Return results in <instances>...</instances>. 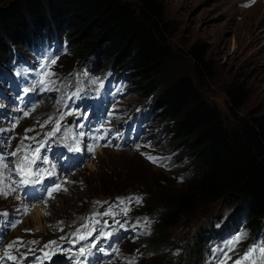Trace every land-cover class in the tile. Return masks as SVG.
Wrapping results in <instances>:
<instances>
[{
	"label": "rangeland",
	"instance_id": "374dc122",
	"mask_svg": "<svg viewBox=\"0 0 264 264\" xmlns=\"http://www.w3.org/2000/svg\"><path fill=\"white\" fill-rule=\"evenodd\" d=\"M11 1L14 0H6V3ZM126 1L135 3L138 0ZM160 1L166 9L165 36L174 51L173 58L162 72V83L167 84L181 76L195 77V62L190 50L197 43L205 44L209 48L207 58L213 68L211 73H205L200 79L195 78L204 99L221 110L228 125L237 118H247L256 112H264V0ZM2 5L4 3L0 4ZM106 53L105 51L102 56H96L100 59L98 62H91L90 57L95 54L85 60L83 57H77L71 42L46 40L42 36L34 40L31 45L22 47V50L18 49L11 63L3 67L0 72V84L4 85L11 81L15 93L13 97H10L3 91L4 88L0 87L2 94L0 96L6 98V102L8 101L3 105L4 108L0 109V117L2 116L0 129H11V131L0 132V153L5 154L7 160L18 161L26 154L31 156L32 151L20 152L16 157L8 154L18 147L34 151L38 143L43 142V146L39 148L41 159L35 164L42 161L41 164L46 167L49 160H52L57 172L59 167L66 170L65 175L58 172L61 181L57 183L53 181L55 171L52 170L53 178L48 183L50 188L59 183L62 187L72 188L74 183L66 182L75 181L79 174L78 182L72 189L67 188L68 191L63 192L65 194L58 196L55 201H50L49 197H46L48 200L40 204L44 209L41 225L33 220L35 206L39 205L33 202L34 193L29 187L25 186L21 189L15 183L20 179L15 173H12L11 180H4V183L17 188V191L6 198L0 196V213L7 212L9 215L6 220L19 219L20 223L12 228L8 226L5 219L0 218V256H3L6 250L16 254L15 249L7 248L13 241H23V244H17L20 253L17 261L5 260L3 264H64V261L69 260H73L72 264H127V261L133 257L136 259V264H220L217 259L220 256L216 257L215 246L209 250L206 249L200 259L193 258L191 239L198 227L219 225L228 216L231 217L235 209L231 203L219 200L215 203L199 205L192 213L184 214L182 221L170 229L171 243L164 244L155 250L148 240L158 235L159 222L146 214L150 212L145 211L147 209H144V204L141 206V203H135L136 205L128 203V200L132 198L130 193L135 191L118 193L115 191V194H110L111 191L133 184L143 201L149 199L153 183H166L173 187L186 183V180L181 179L172 160L165 159L166 166H160L150 162L146 157L147 154L144 155L154 151L155 157L165 158L163 149L168 150L165 146L170 138L169 133L166 132L167 124L162 126L164 121L159 116L160 109L152 105L153 97L144 94L145 90L141 89V83L136 80L137 76L134 74L133 67L124 63L127 57L118 61V69L109 70L105 60L111 59L114 54L107 57ZM49 59H55L56 62L45 70L53 75L47 78L49 83L42 85V93L36 87V82L43 78L40 75V65ZM19 70L21 74L17 75ZM28 80L31 83L35 82L31 86H35L36 90L28 91V94L36 99V104L32 97L28 100L29 96L24 95L25 88L17 91L18 86L22 82L26 85ZM103 81H106L107 86L103 85ZM236 86L241 87L248 97L241 109L231 111L228 89ZM90 88L94 90V93L93 90H89ZM87 90L93 94L87 96ZM100 91L101 98L98 100ZM74 93L76 95H73ZM39 98L42 100L38 101ZM41 101H44L43 104ZM82 105L89 106V109L87 111L84 108L81 109ZM82 110L84 115L81 118L78 112ZM25 112L28 115H24ZM68 112L73 114L65 115L61 120V114ZM73 115H76L80 121L85 118L79 131H87V118L93 125L102 119L95 136L90 140L89 134L97 128L92 126L88 132L84 133L79 143V149L84 147L88 150L87 153L81 150L82 153L69 150L63 152L52 148L50 151H54V155L58 152V157L55 159L48 157L49 154L44 149L48 138L47 133L52 132L57 126L59 131L51 137L57 141H66L67 136L70 147H77L71 141L72 139L74 141V136H80V133L75 135L69 133L74 131L73 127L70 129L69 127L78 122ZM71 116L74 120L68 124L67 120ZM49 118H51L50 122ZM81 125L82 123H79V126ZM144 125L145 128L150 129L149 134L143 137L142 141L132 143L133 136L138 138L139 129ZM65 128L69 129L68 133ZM27 129L31 131H26ZM111 135L114 137L111 138ZM33 137L35 139H31ZM104 138H108V141ZM75 143H78V140ZM99 144L103 147L101 152H99ZM150 147L152 149H149ZM182 151L184 155L188 153L185 148ZM62 153L66 154L63 160H67L69 156L72 157L73 163L86 157L81 162H77L74 168L71 161L62 160ZM96 154H99L97 158H95ZM43 158H46L48 163H44ZM6 163L12 164L8 161ZM125 165L130 166L131 175L127 178L121 175L117 178L119 181L111 178L114 174H124L127 169L121 170L120 166ZM34 171L39 169L36 168ZM7 176L8 172L4 171V177ZM43 195L48 193L43 190ZM56 195V192L53 193V197ZM17 196L20 199H16ZM115 197V204L111 206L112 198ZM95 199L109 201L110 204L105 210L113 215H104L103 206L95 205ZM25 200L27 201L26 213L25 205L22 203ZM21 209L24 211L19 217H12L9 213L10 210L13 215L19 214ZM124 209H128L126 215L123 212ZM89 215L94 222L90 228L97 231L91 238L80 239L84 228L87 227L84 224H90ZM119 215L126 216V224L121 228H113L114 225L107 228L106 220L112 224ZM145 218L151 221L147 229ZM74 220H77V224H72ZM98 226L99 229H97ZM145 231L149 234H143ZM100 232H110L111 235L99 237ZM121 232H126L128 238L126 235L121 236ZM236 236L230 237L223 246L234 240ZM31 241L37 243H30ZM51 241H56V244L45 248V245H49ZM255 244L256 238L253 237V233H247L246 238L242 239L233 251L228 252V256H231V264ZM82 247L88 250L85 256L79 255ZM101 248L103 251L98 250ZM157 252L159 255L172 252V255L156 258ZM45 253L51 255L50 260L44 259ZM67 264L70 263L67 262Z\"/></svg>",
	"mask_w": 264,
	"mask_h": 264
},
{
	"label": "trees",
	"instance_id": "16d2710c",
	"mask_svg": "<svg viewBox=\"0 0 264 264\" xmlns=\"http://www.w3.org/2000/svg\"><path fill=\"white\" fill-rule=\"evenodd\" d=\"M2 3L1 61L11 56L12 45L20 47L32 35L41 34L59 39L67 36L77 57L85 60L105 51L107 57L114 54L105 60L107 67L116 68L118 61L127 57L124 63L133 67L141 89L153 96V104L167 124L168 147L187 149L182 163L189 166L191 177L173 187L153 183L144 206L159 221L158 235L148 240L155 250L171 243L170 229L184 214L219 200L232 204L234 217L238 212L246 213L254 232L264 227V112L237 118L228 125L221 110L204 99L195 78L211 73L213 68L205 44L197 43L190 50L195 77L181 76L162 83V72L174 51L165 36L166 9L160 0H0ZM228 96L231 111L241 109L248 97L239 86L228 89ZM120 168L127 171L111 178L131 175L130 166ZM123 191L137 190L128 184L110 194ZM215 232L212 225L196 229L191 239L193 258L202 257L207 240ZM159 252L156 258L172 255Z\"/></svg>",
	"mask_w": 264,
	"mask_h": 264
},
{
	"label": "snow or ice",
	"instance_id": "6c2138e0",
	"mask_svg": "<svg viewBox=\"0 0 264 264\" xmlns=\"http://www.w3.org/2000/svg\"><path fill=\"white\" fill-rule=\"evenodd\" d=\"M55 59H49L46 63L41 64L40 68H41V72L40 75L43 77L42 79L38 80L36 82L37 85H46L47 83H49L50 81L47 79L48 77H50L51 75H53V73L51 72H47L45 71L47 68L50 67L51 64H55ZM31 89L25 88L23 91L25 93H27L28 91H30ZM73 95H76L75 93ZM72 112H68V113H62L60 116V119L62 120L64 118L65 115H72ZM24 115H28L27 112L24 113ZM110 115H112L110 113ZM51 121V118H49V122ZM47 123V122H46ZM57 125H59V121H57ZM43 126V125H42ZM2 131H11V129L8 130H3L0 129V132ZM26 131H31V129H27ZM59 131V126H57L56 128L53 129L52 132L47 133L48 137L54 136L56 134V132ZM84 133H80V136H83ZM25 139H28V137H25ZM31 139H35L34 137ZM43 146V142L38 143L37 148L33 151L31 149H24L23 147H18L15 151L11 152L10 156L12 157H16L18 155V153L20 152H26V151H32V155L29 156L28 154L24 155L20 160H18L14 166V168H9L8 164L5 162L7 160V156L3 153H0V196L3 197H7L8 195H10L11 193H14L17 191V188L12 187L10 184H6L4 183L5 179L11 180L12 177V173H15L16 175H18L20 177V179L18 181H15V183L22 189L25 186H29V185H36V184H40L45 176H51L53 173L52 171L46 170V169H40L39 171H32V165H34L36 163L37 160L41 159V157L39 156V148ZM69 151H75L78 152L80 151L79 147L77 146L76 148H71L69 147ZM44 159V163H48L46 158ZM147 159H149L152 163H156V164H160V166H166L165 164V159L166 158H159V157H153V156H147ZM54 168V166H53ZM4 171L8 172V176L5 178L4 177ZM67 183H70V181H67ZM45 191H47L48 193V197L50 199H53V193L55 192H67L68 189L62 187L61 184H56L54 187L51 188H45ZM16 199H20L19 196L16 197ZM136 203L139 204L142 202V197H134V198H130L128 200V203ZM121 203H124V201H121ZM47 206V205H45ZM27 211V206H25V213ZM128 209H124L123 212L126 215L127 214ZM8 213L7 212H3L0 213V218H7L8 217ZM104 215H113V213L111 212H107L104 213ZM9 227H16L17 224L20 223L19 219H12V220H7L6 221ZM116 223H120V222H116ZM151 221L148 220L147 218H145V228L147 229L148 226H150ZM62 230V229H61ZM79 231V230H77ZM143 234L147 235L149 234L147 231H145ZM75 235V234H74ZM89 235H91V233H89ZM111 233H105V232H100L99 233V237H106V236H110ZM247 233H241L239 235H237L234 240L229 241L228 244L225 247V250L223 251V256L226 259H229L230 257L227 256L228 252H231L234 250L235 246L244 238H246ZM97 237V238H99ZM86 237L81 236L80 239H85ZM61 239H64V237H61ZM30 243H37L36 241H31ZM17 244H23V241H13L11 244H9L7 246V248L9 250L15 249L16 254H12L11 251H5L3 256H0V264H3V261L8 260V261H13L16 262L18 256L20 255L19 253V249L17 248ZM56 241H51L49 242V245H45V248H48L50 245H55ZM57 247H59L57 245ZM93 247H95V245H93ZM99 251H103V249H98ZM31 251V250H29ZM85 248H80L79 250V255L80 256H85L86 253ZM44 259H51V255H49L48 253L44 254ZM127 264H136V259L135 257L129 259L127 261ZM220 264H226L225 260H221ZM233 264H264V244H260V245H254V246H250L244 253L242 256H240L239 258H237L235 261H233Z\"/></svg>",
	"mask_w": 264,
	"mask_h": 264
},
{
	"label": "bare ground",
	"instance_id": "6f19581e",
	"mask_svg": "<svg viewBox=\"0 0 264 264\" xmlns=\"http://www.w3.org/2000/svg\"><path fill=\"white\" fill-rule=\"evenodd\" d=\"M29 89H31L30 91L32 90H36V87L35 86H31V88L29 87ZM40 94V93H39ZM31 95V94H30ZM43 96V95H42ZM32 97V96H31ZM33 98V97H32ZM35 103L36 104V99L33 98ZM42 100V98H39L38 101ZM44 101H41V103L43 104ZM44 106L42 105V108ZM33 110V105H32V109H31V112ZM83 112V113H82ZM82 112H78V115L82 118L83 115H84V110H82ZM69 147L70 145L67 143V141H57L55 138H52V137H48L47 138V143L45 144L44 146V149L46 151L47 154L50 153V149L54 148L55 150H58V151H63V152H68L69 150ZM80 150L83 152V153H87L88 150H85L84 147H80ZM17 161H15L14 163L16 164ZM12 163V164H8V166L10 168H14L15 164ZM42 161L39 163V164H34L33 167H32V171H34L36 168H38L39 170L40 169H46V170H49V171H52V170H57L56 167L53 168V163H52V160H49V163L48 165L45 167L43 166V164H41ZM52 175L51 176H45L44 180L40 183V184H36V185H31L33 188L35 187H40L44 190L45 193H47V191H45V188H50L48 186V183L50 182V179H51ZM20 178V177H19ZM53 181L55 182H60L61 181V178L59 177L58 175V172H56V174L54 175V179ZM65 188V187H64ZM25 206L27 205V201L25 200L24 202H22ZM42 203V202H41ZM47 204V202L45 203ZM44 209L42 208L41 205H36L35 206V214H34V218L33 220L38 222L39 225H41L42 223V219L44 218L43 213Z\"/></svg>",
	"mask_w": 264,
	"mask_h": 264
}]
</instances>
